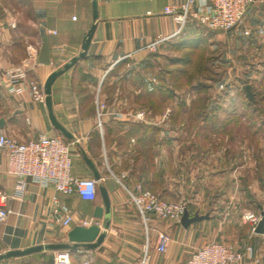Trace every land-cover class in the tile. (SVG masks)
<instances>
[{
    "label": "crops",
    "instance_id": "1",
    "mask_svg": "<svg viewBox=\"0 0 264 264\" xmlns=\"http://www.w3.org/2000/svg\"><path fill=\"white\" fill-rule=\"evenodd\" d=\"M178 1L0 0V130L20 141L41 134L62 135L72 142L73 174L96 178V169L112 204L110 226L100 244L43 249L3 259L0 264H54L62 250L70 253V264H187L195 249L208 241L239 251L242 257L232 264H264V233L252 231L243 215L246 209L264 210V119L246 127L251 136L247 140L236 130L227 135L231 128H239L227 121H236L243 113L220 102L232 99L248 79L264 81V0L249 5L239 26L216 34L220 44L228 46L223 60L232 62L219 79L229 88L216 85L217 93L210 97L215 101L208 103L212 108L197 113L190 107L191 96L182 99L189 106L187 115L208 117L199 127L202 130L173 122L174 112L167 119L151 106H133L126 88L130 77L117 72L130 59L145 62L149 53L141 48L157 35H173L168 40L172 43L210 38V31L195 20L174 35L178 24L165 7ZM93 25L86 54L79 57ZM247 52H253L256 61L244 71ZM75 57L77 61L64 70ZM22 64L27 66V76L18 83L22 91L12 90L6 71ZM53 72L59 73L49 93L51 105L36 101L30 92L31 81L45 91ZM141 80L138 101L152 97L158 104L178 100V94L151 91L147 79ZM98 99L106 103L101 122ZM262 111L259 107L253 110L258 116ZM237 134L240 139H235ZM140 189L186 201L191 215H210L189 226L155 213L145 219L132 200V193ZM56 194L73 212L69 227L52 217ZM3 202L9 214L0 222V253L67 242L68 230L85 219L103 223L94 216L96 205L103 204L99 189L95 197L58 193L53 185L11 173L8 154L0 151ZM162 233L170 235L164 250L159 248Z\"/></svg>",
    "mask_w": 264,
    "mask_h": 264
},
{
    "label": "built area",
    "instance_id": "2",
    "mask_svg": "<svg viewBox=\"0 0 264 264\" xmlns=\"http://www.w3.org/2000/svg\"><path fill=\"white\" fill-rule=\"evenodd\" d=\"M255 0H179L165 7L178 24L174 35L180 34L191 20H195L210 29L227 31L244 22L249 5ZM173 35H157L141 50H156ZM11 80V89L22 91L19 81L27 76L26 64L10 67L6 71ZM30 92L36 101L44 102L46 94L37 81H31ZM106 103L97 100V111L101 122ZM142 115V113H139ZM0 151H5L9 158V171L17 176L30 177L43 185H53L58 193H78L83 197H95L98 193L99 180L94 177L74 175L72 142L62 135L41 134L37 138L20 141L0 130ZM5 199L6 195L3 194ZM136 207L147 219L148 213H155L163 218L181 220L188 208L184 200H168L160 197L149 189H140L132 193ZM9 214L6 203L0 204V222ZM52 217L55 222L69 227L74 221V215L59 195L53 197ZM245 220L255 231L261 219V213L246 209ZM92 220H83L81 224L90 225ZM170 240L168 233H162L159 248L164 250ZM242 254L234 247L219 241H208L197 247L188 259L187 264H232L238 261ZM54 264H70V253L67 250L58 252Z\"/></svg>",
    "mask_w": 264,
    "mask_h": 264
},
{
    "label": "rangeland",
    "instance_id": "3",
    "mask_svg": "<svg viewBox=\"0 0 264 264\" xmlns=\"http://www.w3.org/2000/svg\"><path fill=\"white\" fill-rule=\"evenodd\" d=\"M7 7L9 9L13 8L10 3L7 4ZM206 28L210 31V38H208L207 41H194V43H190V41L187 40H180L179 42L176 40L177 42L174 43L166 41L154 51L145 50L149 54L146 55L145 62H142V64L130 59L124 68H118L119 70L117 72H120V74H127V76L130 77V83L126 88L129 91L130 101L133 103V106L134 104L142 108H150L149 106H151L157 111L163 112L164 115H167V119H169L174 112L173 122L178 121L179 123H187L198 130H202L199 127L207 122L206 118L208 117L187 115L188 112L185 109H188L189 106H187L182 99L185 96H191L192 104L190 107H192L196 113L198 109L212 108L208 103L215 101H211L212 99H210V97H213L215 93H217L216 85L219 87L225 86L226 88L230 86L228 84L223 85V82H219V79L221 80L226 71V67L232 66V62H229L228 59L223 60L224 53L228 52V46L221 45L216 37L217 32L221 30ZM192 40L199 39L195 37L192 38ZM246 56L247 57L243 59L242 63L244 71L250 70L252 68L249 66L250 63L256 61L253 52H247ZM224 57L227 56L224 55ZM247 66L249 67L247 68ZM144 78L147 79L146 81L148 82L147 89L170 95L176 93L179 95L178 100H174L172 103L163 100L158 104V102L155 101V97H152L147 100L141 98L138 101V94L136 91L142 89L141 79ZM247 83L253 85L254 99H249L242 83L239 89L235 90L236 92L233 90L235 94H233L232 99L220 101L223 103V107L227 109L237 108L239 113H243L236 121L228 120L231 116L226 117L229 125L239 127L231 128V132L227 133V135H232L236 130V132H239L243 137L245 136L244 139L246 140L251 137L250 130L246 127L256 125L264 119V99L261 98L264 96V81L262 82L256 79L255 83L251 81V79H248ZM256 107H259L261 111L263 110L259 116L256 114L257 112H253ZM209 123L213 124L214 121L210 120ZM239 134H237L235 139H240Z\"/></svg>",
    "mask_w": 264,
    "mask_h": 264
},
{
    "label": "water",
    "instance_id": "4",
    "mask_svg": "<svg viewBox=\"0 0 264 264\" xmlns=\"http://www.w3.org/2000/svg\"><path fill=\"white\" fill-rule=\"evenodd\" d=\"M96 3H95V15L96 13ZM95 28V25H93L91 31L89 32L88 36L86 37V40L83 43V52L80 54L79 57H83L86 54L87 48L89 41L92 37L93 30ZM78 57H75L71 63L67 64L64 67L65 69H68L71 67L76 61ZM59 72H53L47 82H46V89L45 92L47 93V98L46 101L48 102L49 105H51V97L49 93L51 92V86L56 78L57 74ZM244 90L246 95L250 99H254V92H253V85L250 83H247L244 85ZM2 122V119H0V123ZM58 127L68 136H70V133L65 129L64 126L60 125L59 123H56ZM93 166V165H92ZM95 175L96 178H100L99 172L95 169ZM99 193L103 199V204L96 205L95 210H94V216L102 218L103 223L102 225L97 224V223H92L90 225H83L81 223L74 225L71 229L68 230L67 232V242H50L46 244H39V245H34L31 247H27L25 249H14V250H9L5 253H0V262L3 259L10 258L12 256H19V255H24L28 254L31 252L35 251H40L43 249H54V250H59V249H74L79 245H86L93 247L95 245L100 244L105 236H106V229L110 226L111 218H112V204H111V199L110 195L108 192V189L105 185L99 184ZM210 214H200L199 212H196L195 214L191 215L189 209L187 208L181 218V222L185 226H189L191 223L199 221L201 219L209 217ZM104 228V230H102ZM255 231L257 233H264V210L261 211V219L258 222Z\"/></svg>",
    "mask_w": 264,
    "mask_h": 264
},
{
    "label": "trees",
    "instance_id": "5",
    "mask_svg": "<svg viewBox=\"0 0 264 264\" xmlns=\"http://www.w3.org/2000/svg\"><path fill=\"white\" fill-rule=\"evenodd\" d=\"M189 41H190V43H194V41H195V42H197V40H189ZM198 41L202 42V40H201V39H200V40H198ZM188 61H189V60H188ZM263 97H264V96H263ZM249 99H250V98H249ZM251 101H252V100H251ZM250 103H252V102H250ZM250 103H249V104H250ZM247 105H248V104H247ZM256 109H257V107H256Z\"/></svg>",
    "mask_w": 264,
    "mask_h": 264
}]
</instances>
